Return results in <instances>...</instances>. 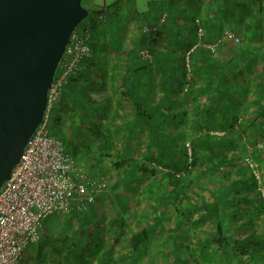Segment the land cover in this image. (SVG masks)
<instances>
[{"label": "trees", "instance_id": "1", "mask_svg": "<svg viewBox=\"0 0 264 264\" xmlns=\"http://www.w3.org/2000/svg\"><path fill=\"white\" fill-rule=\"evenodd\" d=\"M93 14L96 19L90 25L88 40L90 57L83 58L77 71L67 79L51 115H56L58 123L64 122L67 135L63 141L68 154L75 159L80 155L79 162H76L78 166L82 168L83 165L85 166L83 155L92 158L93 161L107 164L108 168L105 172L109 184L105 185L104 192L107 191L105 195L110 201L113 214L109 219L103 218V222L108 225L106 227L108 231L105 232L102 230L103 222L95 217L99 215L96 208L88 207L87 204L84 210L79 211L73 204V209L69 213L56 215L55 219L48 222L51 223L50 229H46L45 232H61L62 239L54 241L58 243L57 247L61 248L66 247L69 241L64 236L65 233H88L87 227H90V223L96 225V238H101L99 242H106L103 264H113L117 261L125 264H154V260L148 259L150 254L152 258L154 256L150 250L160 251V248H163L162 257L166 255L165 249L169 253L174 248L178 250L186 248L191 251H201L203 257H208L209 253L214 257L219 254L226 261L225 264L234 262L242 264L240 252L246 253V249L257 245L258 241L251 238L229 239V230L222 222L218 203L199 199L198 170L199 163L203 159L198 150L203 147L209 150L208 136L212 127L197 125L180 131L179 127L169 126L174 121L180 124L183 119V113L175 112L173 108L177 100L176 96L172 99L169 93L172 86L177 85L178 82L183 83V89L187 85L184 55L197 43L196 34L194 35L196 31L194 20H191L190 32H186L185 25L182 24L178 27L171 25L169 28L172 31L167 32L168 26L165 21L169 17L166 15L161 23H152V26L144 24L148 30H142L139 40L133 45H125L122 31L114 25L113 16L107 14L104 8ZM203 31L205 33L202 37L203 44L213 42L212 40L217 39L222 33L206 32L204 29ZM163 37H167L170 47L164 46L160 49L159 43ZM142 49L150 53L152 61H146L139 56ZM214 54L204 46H198L189 54L193 82L204 74L212 76L219 72L230 71L229 67H232L234 61L221 64ZM119 57L123 59L117 66L114 59L116 61ZM103 65L107 66L103 67ZM120 67L128 75H124L120 80L122 89L117 93L114 72ZM107 68H110L108 70L111 72L109 83L105 74ZM150 71L158 74L157 88L147 90L149 84L145 74ZM165 73L168 74L167 77ZM193 82L184 89L186 91H180L184 103H187L186 100H189L192 94ZM116 94H119V97H116ZM120 98L132 107V122L120 117L126 114L119 111L123 106ZM204 113L201 117L203 121L212 114L208 111ZM188 132L192 134L188 135ZM81 134L85 135L82 139L78 136ZM185 142L190 143L192 151L189 168ZM142 149L143 152L140 153ZM100 172L102 171L98 170L87 178L93 180L95 174ZM177 173L183 175L176 177ZM137 184L144 199L142 201L144 207L141 209L142 216L138 221L141 223H138L139 228L135 231L127 229L125 222L132 217V207L136 200L131 195L136 193ZM130 196L132 201L127 203L126 198L128 201ZM158 201L163 210L156 208L159 206ZM166 208H171V212L168 213ZM259 208L261 211V206ZM60 216L78 218V224L74 226L68 219ZM169 216L176 218L177 230L185 229L188 232L189 240L185 238L183 242L184 240L187 242L183 243L181 240L183 243L181 244L172 242L167 236V243H170L171 247L165 248L167 246L163 240L165 231L170 233L171 229L168 228L170 225L165 226V223L161 224V222H165V217ZM95 221L97 223H94ZM211 223L213 233L209 227ZM106 233L110 236H105ZM42 234L40 233L39 238ZM43 237L47 240L51 239L49 236L43 235ZM73 238H71L73 242L78 241L76 237ZM96 238L87 237L88 243L96 244L98 242ZM152 239L155 245L148 243V240ZM84 241L80 239V242ZM138 254L141 256L139 259L136 258ZM256 257L255 254L246 258L250 262ZM256 262L255 260L254 264Z\"/></svg>", "mask_w": 264, "mask_h": 264}, {"label": "crops", "instance_id": "2", "mask_svg": "<svg viewBox=\"0 0 264 264\" xmlns=\"http://www.w3.org/2000/svg\"><path fill=\"white\" fill-rule=\"evenodd\" d=\"M186 1L193 12L188 23H192L197 18L206 32L230 30L241 36V41L223 43L221 50L214 54L221 64L234 61L232 67H229L230 71L219 72L212 76L204 74L196 78L195 82L191 79L194 85L189 100H186L187 103L183 102L180 94V91H186L183 89V83L178 82L177 85L172 86L169 95L172 99L174 96L177 97L173 108L175 112L183 113V119L180 124L174 121L169 126L179 127L180 131L197 125L212 127L208 136L209 150L205 147L198 150L203 159L199 163L198 170L199 199L218 203L222 222L229 230V239L251 238L258 241L257 245L246 249V253L240 252L242 264H254L255 260L256 264H264V217L259 208L254 182L244 162L245 157L249 155L258 162L264 187V0H180L182 7ZM174 9L175 7H172V10ZM170 10L171 8L166 12L168 17ZM175 15L174 20L165 21L168 26L167 32L172 31L169 28L171 25L178 27L182 22L186 23L182 20L183 16ZM165 40V48L170 47L167 37ZM122 59L123 57L117 58L116 61L114 59L115 64L118 66L122 63ZM108 61H111L110 57ZM108 69L110 68L106 69L105 74L109 83L111 72ZM115 71L114 76L117 80L115 87L119 93L122 89L120 80L128 73L122 70V67ZM167 76L168 74L165 73V77ZM145 79L149 84L147 90L157 88L158 74L155 71L147 72ZM116 95L119 97V94ZM120 102L123 106L119 111L126 113L120 117L132 122V107L122 98ZM205 111L212 114L203 121L201 117L204 116ZM191 134L188 132V135ZM67 217L63 216V219H68L74 226L78 224V218ZM139 219L140 216L137 221ZM209 227L213 233L212 223ZM41 233L42 236H49L51 239L47 240L41 236L33 243L26 250L25 264H103L104 262L106 242H99L101 238H96L97 234L92 237L98 242L90 245L87 239L91 236L89 233H65L67 240L76 237L79 242L80 239L85 241L80 244L72 240L70 244H66V247L58 248V243L55 242L62 239L61 232L46 233L43 230ZM105 236L110 235L106 233ZM76 245H80V248ZM255 254L257 257L249 262L246 257ZM113 264L125 263L117 261Z\"/></svg>", "mask_w": 264, "mask_h": 264}, {"label": "built area", "instance_id": "3", "mask_svg": "<svg viewBox=\"0 0 264 264\" xmlns=\"http://www.w3.org/2000/svg\"><path fill=\"white\" fill-rule=\"evenodd\" d=\"M166 12L161 16L163 22ZM94 18L80 30L76 28L71 33L66 44L62 59L47 92V102L42 122L36 128L26 143L19 162L13 168L10 177L0 188V264H20L22 253L35 243L43 231V221L53 215L69 213L76 205V210H84L85 205L94 202L95 195L101 193L103 184L87 178L82 167L74 158L65 152L63 142L49 134L48 124L54 104L57 101L63 85L73 75L83 58L90 57L89 47L90 25ZM197 43L184 55L186 67V89L191 82V66L189 54L198 46H204L211 53L223 43H239V35L230 30L222 31L221 35L211 43H202L203 27L195 18ZM143 30H148L145 26ZM146 61H152V56L146 49L139 52ZM219 133V132H216ZM187 167L192 160L189 142H185ZM244 162L254 182L258 195L261 213L264 217V187L262 184L259 164L251 156ZM183 173H177L176 177Z\"/></svg>", "mask_w": 264, "mask_h": 264}, {"label": "water", "instance_id": "4", "mask_svg": "<svg viewBox=\"0 0 264 264\" xmlns=\"http://www.w3.org/2000/svg\"><path fill=\"white\" fill-rule=\"evenodd\" d=\"M82 0H0V188L42 122Z\"/></svg>", "mask_w": 264, "mask_h": 264}, {"label": "rangeland", "instance_id": "5", "mask_svg": "<svg viewBox=\"0 0 264 264\" xmlns=\"http://www.w3.org/2000/svg\"><path fill=\"white\" fill-rule=\"evenodd\" d=\"M174 3L176 5H174ZM81 4L89 12L86 19L82 22L83 24L94 18L93 13H95L99 9L104 8L107 14L113 16L112 20L115 21L114 25L116 26V28L122 31V36H123V41H124L123 44L125 45L126 44L133 45L135 42H137L142 34V30L144 29V26H145L144 23L150 24V25L152 23H158L161 19V16L165 14V12H169L170 8L171 10H170L169 20H172V19L174 20V14L178 16L181 15L183 16L182 20L186 22L184 24L182 22V25H185L186 32L192 31V28H191L192 24L188 22L190 18L192 17L193 12H191V7L189 8L187 1L183 5L184 7H182L180 0H82ZM193 4L194 3H192V6ZM172 7H175V9L172 10ZM82 23H80L77 26L76 28L77 30H80L82 28L83 26ZM195 34H196V31L194 35ZM204 35L205 33L203 31V36ZM165 41H166L165 37L160 39V43H159L160 49L165 46ZM221 48L222 46H219L216 51L218 52L219 50H221ZM48 129H49L50 136L60 139L63 142V145H64L63 147L65 149V152L69 153L67 147L65 146V142L63 141L65 136L67 135L64 122L60 121L58 123L56 115L52 114L49 124H48ZM78 136L80 139H82L85 135L81 134V136L80 135ZM142 152H143V149L140 151V153ZM79 156L80 155H78L76 159L74 158L75 162H79ZM83 161L85 163V166L83 165L82 170L85 171L86 176L91 175V174L93 175V173L98 172V170L102 171L100 172V174L96 173L95 176L93 177V180H95L96 184H103L104 186L103 191H102L103 193L105 191V185L109 184V180L106 177V172H105L108 168L107 164H105L102 161H99V162L93 161L92 158L88 156H84V155H83ZM135 186H136L135 192L137 194L134 193V195H131L134 197L133 199L136 200V203H134L132 207L133 208L132 218L126 219L125 223H126L127 229H134L136 231L139 228L138 223H141V222H138L137 219L139 218V216H142L141 209L144 207L143 202H142L144 199L140 195V192L138 189V187L140 186L138 184ZM106 192H104L101 195L97 193L95 195L93 204L88 205V207L96 208V211L99 212V215L95 217L98 218L100 222H103V218L105 220L109 219V217L112 216L113 214V212L110 209V205H109L110 201L107 200L106 195H105ZM131 196L128 201L126 198L127 203L132 201ZM156 208H159L161 210L162 209L161 203H159V206H157ZM166 209L168 213L171 212V208H166ZM56 217H57L56 215H53V216L48 217L47 220H44L43 230L50 229L51 223H48V222L55 219ZM60 218H63V217L60 216ZM66 218L68 217L66 216ZM97 221H95L94 223H97ZM175 222H176V218L175 217L173 218L172 216L165 217V222H161V224L165 223V226L170 225L168 228L171 229V231H169L170 233L165 231V239H163L165 241V246L167 245L165 248H169L170 246L169 245L170 243H167L168 241L167 236L170 238L172 242L176 241L177 243H181V244H183L184 242H187L186 240H184L183 242V239L185 238L188 239L189 237V235L187 236L188 232L185 229H183L182 231L179 229L178 230L176 229ZM89 226L91 228L87 227L88 233H90L91 236H95L94 234H97L95 230L96 225H91L90 223ZM106 227H108V225L106 224V222H103L102 230L105 232L108 231V228ZM190 239H191V236H190ZM71 240L73 239H70L68 241V244H70ZM181 240L183 243L181 242ZM148 243L155 245L154 239L148 240ZM27 249H24V252L22 253V259L20 261V264H25V260H27V253H26ZM151 251L152 253H154L153 258L151 254L149 255L150 257L148 256L147 257L149 261L154 260V264H157V262H159V264H225L226 262L224 261V258L222 256L214 257L209 253L208 257H203L201 256V251H191V250H187L186 248L185 250H180V249L178 250V248H174L169 253H167V250L165 249V252H166L165 257H162L164 254L163 248H160V251L150 250V252ZM139 257H141L140 254L136 256L137 259H139Z\"/></svg>", "mask_w": 264, "mask_h": 264}]
</instances>
